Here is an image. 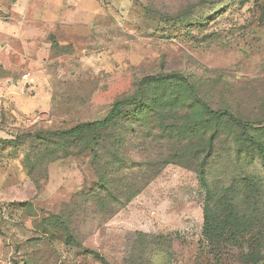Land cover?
Masks as SVG:
<instances>
[{
  "label": "rangeland",
  "instance_id": "obj_1",
  "mask_svg": "<svg viewBox=\"0 0 264 264\" xmlns=\"http://www.w3.org/2000/svg\"><path fill=\"white\" fill-rule=\"evenodd\" d=\"M205 2L0 0V264H241L209 254L195 163L160 167L171 147L157 128L121 149L120 129L110 130L96 156L47 136L104 119L143 79L170 74L261 131L264 0ZM211 161L212 187L237 192L264 231L259 159L238 158L222 135ZM101 178L132 200L102 209Z\"/></svg>",
  "mask_w": 264,
  "mask_h": 264
},
{
  "label": "trees",
  "instance_id": "obj_2",
  "mask_svg": "<svg viewBox=\"0 0 264 264\" xmlns=\"http://www.w3.org/2000/svg\"><path fill=\"white\" fill-rule=\"evenodd\" d=\"M205 1L201 0L202 5L207 4ZM155 128L159 133L155 137L171 147L170 155L164 157L160 167L195 163L206 197L203 236L209 254L215 258L231 256L241 264H264V231L256 224L251 210H244L238 204L237 192L217 190L208 179L217 141L222 135L233 140L238 158L257 157L264 172V128L255 131L253 123L243 121L231 111L214 110L201 96L198 84L188 77L180 74L147 77L138 83L134 94L117 99L104 119L80 123L70 130L49 132L47 136L82 143L96 156L98 146L110 130L120 129L114 144L121 149L127 138H148ZM122 161L123 157L116 167L124 166ZM243 184L249 192L256 193L259 188L251 179H245ZM99 186L102 209L109 204L124 207L133 198L132 195L122 201L106 178L100 179ZM53 222L69 244L76 241L65 218L56 215ZM167 241L171 245V240Z\"/></svg>",
  "mask_w": 264,
  "mask_h": 264
},
{
  "label": "built area",
  "instance_id": "obj_3",
  "mask_svg": "<svg viewBox=\"0 0 264 264\" xmlns=\"http://www.w3.org/2000/svg\"><path fill=\"white\" fill-rule=\"evenodd\" d=\"M25 79H27V76H24Z\"/></svg>",
  "mask_w": 264,
  "mask_h": 264
},
{
  "label": "water",
  "instance_id": "obj_4",
  "mask_svg": "<svg viewBox=\"0 0 264 264\" xmlns=\"http://www.w3.org/2000/svg\"><path fill=\"white\" fill-rule=\"evenodd\" d=\"M51 39H54V38H53V36H52V38H51Z\"/></svg>",
  "mask_w": 264,
  "mask_h": 264
}]
</instances>
